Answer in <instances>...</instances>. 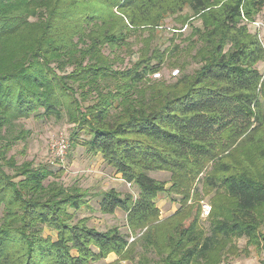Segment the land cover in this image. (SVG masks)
Here are the masks:
<instances>
[{"label": "trees", "instance_id": "trees-1", "mask_svg": "<svg viewBox=\"0 0 264 264\" xmlns=\"http://www.w3.org/2000/svg\"><path fill=\"white\" fill-rule=\"evenodd\" d=\"M186 6L187 20L200 21L190 24L201 46L194 71L174 62L177 77L152 80L148 74L163 63L160 49L144 44L126 68L101 52L123 44L131 28L155 30ZM263 7L264 0H0V130L12 120L65 115L75 125L70 147L82 133L85 152L137 186L135 195L103 191L98 210L120 209L131 232L144 230L135 238L158 256L153 264H229L249 256L251 246L264 250V72L257 68L264 48L242 19ZM16 138L0 149V264L123 256L131 243L119 227L100 231L75 218L71 210L87 204L85 192L42 183L55 175L47 163L15 166L6 157L2 147ZM208 166L202 185L214 194L206 231L187 201ZM152 171L169 172L171 186ZM165 191L180 195V205L160 221L156 202Z\"/></svg>", "mask_w": 264, "mask_h": 264}, {"label": "rangeland", "instance_id": "rangeland-1", "mask_svg": "<svg viewBox=\"0 0 264 264\" xmlns=\"http://www.w3.org/2000/svg\"><path fill=\"white\" fill-rule=\"evenodd\" d=\"M94 10H103V7L99 8L98 5L93 7ZM104 11V10H103ZM116 13V12H115ZM191 9L186 6L180 12L166 15L160 24L153 26L155 30H147L145 28H131L127 31L123 44L114 48L113 51L107 46L101 48V52L111 59V63L115 68H126L131 63L138 59L142 51V47L146 44L150 51L160 49L164 54L163 63L161 69L148 74L153 80L165 78L168 81H172L174 77H177L180 72L175 75H171L175 69L179 70V66L174 62L185 64L186 72H192L198 68V61L195 60V55L199 49L197 39L192 38L191 27L192 25L199 26L200 21L194 20L191 17L189 20L186 16H191ZM107 19V18H105ZM243 22L246 23L248 30L252 33H257L258 39L264 48V7L256 14L255 18L249 20L242 17ZM113 21V20H112ZM112 21L110 23H112ZM142 27V26H141ZM175 33V35H174ZM182 33L183 35H178ZM197 37V36H194ZM153 62V61H152ZM73 66L69 65L65 68V71H69ZM259 71L264 72V55L262 60L257 64ZM159 72V77H153L154 73ZM262 108L264 110V101H261ZM74 123H69L65 115H61L58 118L51 117L49 119H36L34 117H28L27 119L12 120L11 124H5L0 130V149L4 146L3 143L11 141L13 136H17L9 147H2V150L6 154L7 158H14L16 165L28 164L29 162L34 166L36 164L47 163L51 165L49 167L54 177H48L43 179L45 185L50 181L62 182L65 188L79 187L80 190L86 193L87 204L77 210H71L75 213V218L87 219V225H92L98 230L103 231L111 227H119V229L127 234L131 246L127 249L123 256H118L114 253L99 261L91 264H141L147 259L151 264L158 259V256L153 253L152 250L146 251V248L137 241V237L142 234L141 230L131 232L126 224L125 213L117 209L113 214L102 213L98 210V202L102 198V192L110 188L115 189L120 194L135 195L138 188L135 184L123 180L119 173L115 172L110 166H108L103 160L102 156H92L88 152H85L81 142L86 140V136L81 133L78 137V144L68 149V154L63 164L55 163L49 164L51 159L49 153L50 138L59 131H63L67 137L71 138V133L74 130ZM71 141V140H70ZM69 141V142H70ZM4 143V144H5ZM71 145V142H70ZM5 169L9 174L15 171L14 167L5 166ZM209 166L198 176L192 188L190 189V199L187 201V205L192 206L193 213L200 211L199 221L204 230H208L209 222L207 217L203 215L202 204L207 203L211 205V197L214 194L206 193L202 185L204 173L208 171ZM60 172V173H59ZM149 176L158 181L166 182V188L171 186L170 173L167 171H152L148 173ZM23 179V176L16 177L17 179ZM180 195L162 192L157 198V207L160 210L159 220L174 214L179 209ZM211 210V209H210ZM0 208V217H1ZM262 233H264V223L261 226ZM136 233V234H135ZM45 235H51L55 238V233L45 228L43 231ZM136 237V238H135ZM246 239L238 238L235 240V245L239 249L245 247ZM134 244V245H133ZM250 255L246 256L241 253L239 256L231 257L228 260L229 264H264V250H257L252 246L249 247ZM221 264H224L222 262Z\"/></svg>", "mask_w": 264, "mask_h": 264}, {"label": "built area", "instance_id": "built-area-1", "mask_svg": "<svg viewBox=\"0 0 264 264\" xmlns=\"http://www.w3.org/2000/svg\"><path fill=\"white\" fill-rule=\"evenodd\" d=\"M178 73V69H175L172 71L171 75H175ZM159 72L154 73L153 77L158 78L159 77ZM50 142H49V153L51 155V159L48 161L49 164H63L66 156H67V152L70 146V140L67 137V135H65V133L63 131H59L58 133H56V135L52 136L50 138ZM128 185H130V183H128ZM201 208L203 209V215H207L210 212L211 207L205 203L202 204Z\"/></svg>", "mask_w": 264, "mask_h": 264}]
</instances>
